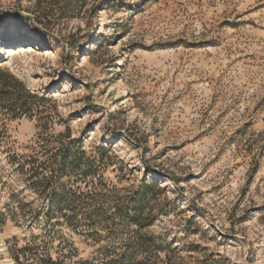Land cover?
<instances>
[{
    "label": "rangeland",
    "instance_id": "374dc122",
    "mask_svg": "<svg viewBox=\"0 0 264 264\" xmlns=\"http://www.w3.org/2000/svg\"><path fill=\"white\" fill-rule=\"evenodd\" d=\"M0 245L264 264V0H0Z\"/></svg>",
    "mask_w": 264,
    "mask_h": 264
},
{
    "label": "bare ground",
    "instance_id": "6f19581e",
    "mask_svg": "<svg viewBox=\"0 0 264 264\" xmlns=\"http://www.w3.org/2000/svg\"><path fill=\"white\" fill-rule=\"evenodd\" d=\"M22 37H25V36H24V35H14V36L12 37V44H13V45H11V46L5 48V50H6L5 52L8 53V54L6 55L7 57L10 56V55H12V54H14V53L16 52V51H15V48H16L17 46L15 45V42L21 40ZM22 40H24V41H26V42L28 41V42L30 43V45H28V46H30V48H35L36 45H37V43L34 41V39L30 40V39H28V38H23ZM14 46H15V47H14ZM19 47H20V46H19ZM28 48H29V47H28ZM45 54H46V55H50V54H53V53H52L51 50L46 49V50H45ZM0 246H2V245H0Z\"/></svg>",
    "mask_w": 264,
    "mask_h": 264
}]
</instances>
